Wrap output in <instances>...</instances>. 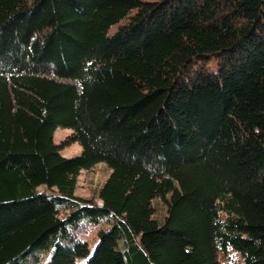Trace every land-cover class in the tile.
Returning <instances> with one entry per match:
<instances>
[{
    "label": "trees",
    "instance_id": "1",
    "mask_svg": "<svg viewBox=\"0 0 264 264\" xmlns=\"http://www.w3.org/2000/svg\"><path fill=\"white\" fill-rule=\"evenodd\" d=\"M0 264H264V0H0Z\"/></svg>",
    "mask_w": 264,
    "mask_h": 264
},
{
    "label": "rangeland",
    "instance_id": "2",
    "mask_svg": "<svg viewBox=\"0 0 264 264\" xmlns=\"http://www.w3.org/2000/svg\"><path fill=\"white\" fill-rule=\"evenodd\" d=\"M71 129L68 127H58L54 133V141L63 143L70 135ZM81 145L78 142L64 146L61 150L62 154L67 157L77 155L81 152ZM111 173L110 167L106 162L97 163L90 170H83L78 178L76 195L84 198H93V200L102 204V200L98 197V191L104 184ZM156 217L162 219L166 213V205L161 200L155 201Z\"/></svg>",
    "mask_w": 264,
    "mask_h": 264
}]
</instances>
